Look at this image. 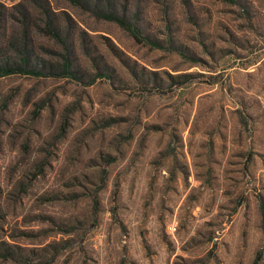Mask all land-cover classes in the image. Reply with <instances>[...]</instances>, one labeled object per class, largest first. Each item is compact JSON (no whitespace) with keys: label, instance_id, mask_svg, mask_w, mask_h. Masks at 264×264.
Returning a JSON list of instances; mask_svg holds the SVG:
<instances>
[{"label":"rangeland","instance_id":"1","mask_svg":"<svg viewBox=\"0 0 264 264\" xmlns=\"http://www.w3.org/2000/svg\"><path fill=\"white\" fill-rule=\"evenodd\" d=\"M110 1L163 48L0 0V45L61 64L51 17L78 73L0 79V264H264V0Z\"/></svg>","mask_w":264,"mask_h":264},{"label":"trees","instance_id":"2","mask_svg":"<svg viewBox=\"0 0 264 264\" xmlns=\"http://www.w3.org/2000/svg\"><path fill=\"white\" fill-rule=\"evenodd\" d=\"M70 2L86 11L92 12L98 19L117 24L139 45L147 46L152 49L163 48L162 42L146 36L134 21L129 19L124 13L117 12L110 0H70ZM26 20L27 15L25 14V20L21 22V24L25 26V29H27ZM39 30L44 36L60 47L61 51H54L52 54L59 57L61 64L59 63L60 65H56L51 63L49 66L44 65L43 67L34 64L32 60L33 53L28 47V33L24 31L20 38L11 36L7 39L6 36H4L6 40L0 45V79L11 76L41 78L60 76L71 79L78 78V73L73 67L74 62L71 56L68 37L59 30L51 17L47 20L45 26L39 28ZM170 46L174 48L172 45ZM97 76H99V78H106L104 73H98ZM179 78H182V76ZM183 84L184 83H180V85Z\"/></svg>","mask_w":264,"mask_h":264}]
</instances>
